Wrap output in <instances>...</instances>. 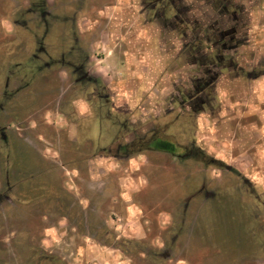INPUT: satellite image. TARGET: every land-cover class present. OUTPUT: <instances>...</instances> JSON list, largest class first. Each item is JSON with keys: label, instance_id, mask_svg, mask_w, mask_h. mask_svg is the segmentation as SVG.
Returning a JSON list of instances; mask_svg holds the SVG:
<instances>
[{"label": "rangeland", "instance_id": "374dc122", "mask_svg": "<svg viewBox=\"0 0 264 264\" xmlns=\"http://www.w3.org/2000/svg\"><path fill=\"white\" fill-rule=\"evenodd\" d=\"M35 1L0 0V125L9 126L11 139L7 157L0 142V194L7 176L13 184L10 201H0V264H49L35 261L34 250L51 254L50 264H264V0H233L244 10L248 42L229 51L230 66L202 94L203 107L188 99L204 74L202 53L183 49L189 29L184 38L180 33L179 97L171 72L177 47L167 51L165 82L148 80L145 52L126 50L121 57L120 39L117 45L91 41L92 70L104 76L102 89L110 95L104 112L118 116L111 125L99 114L102 127L94 108L72 93L64 70L61 83L37 72L35 39L45 35V47H58L69 29L43 33ZM113 1L115 11L128 2ZM183 2L189 14L212 22L207 0ZM57 10L61 28L64 13ZM84 15L76 14L81 28L90 24ZM146 27L138 25L144 30L137 33ZM33 73L37 78L29 79ZM4 89L14 91L10 101ZM81 116L88 119L85 142L76 127ZM171 120L176 124L163 137L179 142L165 144L181 156L185 147H199L205 162L165 151L143 149L129 158L117 152L151 124L160 131ZM47 188L55 199L72 198L70 210L50 199ZM22 236L23 246L16 241Z\"/></svg>", "mask_w": 264, "mask_h": 264}, {"label": "flooded vegetation", "instance_id": "af4514ba", "mask_svg": "<svg viewBox=\"0 0 264 264\" xmlns=\"http://www.w3.org/2000/svg\"><path fill=\"white\" fill-rule=\"evenodd\" d=\"M46 2L47 0H37L35 1L34 7V12L38 14L39 19L44 24L43 33H60L62 30L64 32L68 27L69 32H66V39L68 41L64 44L59 43L58 47H54L50 44V47L47 48L43 44L45 35L40 36L38 40L35 39L37 47L32 53V58L38 61L37 72L46 74V77H44L45 79H52L55 77L52 81L61 83L63 81V76H59V73L61 70H64L66 73L64 77L66 81L69 82V86L71 88H76L72 93L78 96L80 100L84 99L83 102L86 108L90 104L96 111L98 127H102V122L98 121L99 114L101 116L100 120H106L107 122L111 121V125H115V119L118 118V116L115 113L113 118H111L110 112H104L105 106L110 103V95L104 92L105 87L102 89L101 84L105 82L104 76L96 74V71L92 70V65L90 63L92 58L90 54V49H92V47L90 48L91 41H103L108 44L109 42H113L117 45L118 41L115 42V39H120L122 43L119 45L123 50L121 57L126 55V50H131V54H136L135 51L145 52V56L140 55L145 58V61L150 60L148 65L150 74L145 76L147 78L150 76L148 80L152 79L154 81L165 82L169 75V52L167 51L175 50V47H177L175 50L176 55L173 56L176 66L171 72L172 75H176L172 87L177 90V96L179 97L180 33L184 38L186 29H189L191 38L185 42L183 41V49L189 48V50H195L196 53H202L203 60L201 59L198 65L202 68L204 74L195 79L194 87L191 94L188 95V99L190 101H197L194 102V104H198V106L201 107L206 103L202 94L206 93L210 86L217 83L222 69L230 66L228 62L231 63L233 54H228L229 51H233L234 53L240 46L248 42L247 35L241 32L245 24L243 20L244 10L239 5L235 4L233 0H207L209 7L215 14V16L211 18V23L208 21L201 22L198 17L189 14L192 12L191 7L186 5L183 0H128L127 4H124V6H121L119 9L117 8L116 11L112 10L116 7L113 0H51L53 4L52 7H46ZM137 3L139 6L138 10H136ZM131 7L133 10H131ZM57 9H63L64 13V26H61V28L60 25L57 24V22L60 23L57 13L62 11H58ZM78 12H83V14H85L84 18H88L90 21V24L85 28L79 27V23H77L76 14ZM18 23L20 26H24L25 24L22 20ZM138 25L147 26L145 30H148L144 35L141 32L140 34L137 33V31L144 30H138ZM24 30L26 29L24 28ZM204 45H209V47H204ZM62 46L64 47L62 48ZM206 49L216 52L212 56L204 52ZM220 51H224V53H219ZM224 54H226L227 57ZM193 62L197 64L194 59ZM32 78H37L34 73L29 79ZM28 80L25 85L28 84ZM7 86L8 84L6 83L5 87L7 88ZM24 86H22V88ZM89 87H91L90 90H88ZM13 93L14 91H8L7 89L3 90V96L7 99L6 101H10L14 96ZM72 93L70 94L73 95ZM70 98L72 99V97ZM74 101L75 100L72 99L73 105H75ZM3 103L2 100V103L0 102V108H3ZM177 103L180 104V99H177ZM170 112L171 110H166L165 115L168 116ZM78 120H80V122H77ZM87 120L88 119H85L84 116L78 117L76 120V127L80 126L81 133L84 132L81 140L82 142H85V140L87 141L89 138ZM174 121L165 122L163 125H165L166 128L160 131L151 124L143 136L137 139L133 137L125 144L119 143L116 148L117 152L122 153L121 156L129 158L134 152L143 149L165 151L174 155L176 159H180V157L184 156L187 158L193 156L196 160L205 162L207 157L204 156V152H202L199 147H185L186 152L182 156L180 153L175 154L171 146L168 148L162 147L165 142H179V140H170L169 138L163 137V135L169 136L170 133L168 131L176 124ZM71 124H73V122ZM8 129V125H0V142L5 143V157L8 156L7 152L10 151L11 142ZM18 129L20 128L18 127ZM209 162L215 165L217 163H222L220 160L214 158H210ZM4 163H6L5 160ZM7 166L9 168V165ZM31 177L32 175L27 177V179L33 180ZM12 187L13 184L7 176V190L5 191L6 193L0 194V201L4 199L10 201L9 194ZM41 187H39L38 190H40ZM47 190L49 198L55 199L50 196L48 188ZM57 199L61 201V207H65L66 211L70 210L68 201L72 198L65 200L64 198L58 197L54 202H56ZM16 241H18L17 244H21L22 246L26 243L24 236ZM34 249L35 248H33V250ZM24 252L25 250L23 248L22 255H20L23 263L25 262L23 257ZM33 258L35 261H46L49 264L54 260L51 254L42 255L39 251L35 252V250Z\"/></svg>", "mask_w": 264, "mask_h": 264}, {"label": "crops", "instance_id": "0c3cea01", "mask_svg": "<svg viewBox=\"0 0 264 264\" xmlns=\"http://www.w3.org/2000/svg\"><path fill=\"white\" fill-rule=\"evenodd\" d=\"M259 90V91H258ZM257 91H258V93H259V96H260V94H262V89L261 88H259Z\"/></svg>", "mask_w": 264, "mask_h": 264}, {"label": "trees", "instance_id": "16d2710c", "mask_svg": "<svg viewBox=\"0 0 264 264\" xmlns=\"http://www.w3.org/2000/svg\"><path fill=\"white\" fill-rule=\"evenodd\" d=\"M163 145H162V147H167V148L169 147L167 144H163ZM136 150H138V149H136Z\"/></svg>", "mask_w": 264, "mask_h": 264}]
</instances>
